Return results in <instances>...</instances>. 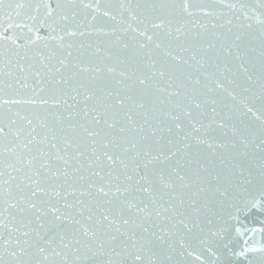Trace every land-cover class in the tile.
I'll return each mask as SVG.
<instances>
[{"label": "snow or ice", "instance_id": "6c2138e0", "mask_svg": "<svg viewBox=\"0 0 264 264\" xmlns=\"http://www.w3.org/2000/svg\"><path fill=\"white\" fill-rule=\"evenodd\" d=\"M120 7L126 10L132 9L133 0H121ZM134 7L151 8L155 13L149 23L142 20L135 12H130L132 19L139 21V24H143L144 27L141 28L139 25L133 27L131 23H128V26L122 29L123 32L132 30L143 38L136 41L140 49L147 48L149 43H154L155 48H163L165 54L173 60L191 63L190 60L185 61L183 56L163 45L159 36L162 31L175 39L184 35L185 26L191 23L189 19L178 20L180 27L174 29L176 35L173 36L174 26L170 11L181 18L193 17L199 12L204 16L223 19L219 27L226 28L227 33H233L232 26L234 22L237 23L238 34L231 42L226 38V33L217 34V37L224 41L221 52L230 56L232 49L236 48V58L240 60L242 54L237 42L250 37L260 40V55L264 56V0H162L158 4L135 3ZM220 9H227V11H220ZM88 10L92 11L91 22L97 21L98 15H102L118 20L121 24L126 23L122 15L120 17L113 15L107 0H0V264H236L232 257L237 255L243 257L246 264H264V243L256 246L249 242L250 233L259 231L264 235V83H261L260 104L257 106L252 96H245L243 92H238L235 88L226 87L221 79L215 78L211 81L215 89L227 94L231 101V108L240 117H250L259 121L261 129L259 137L252 135L250 138L235 124H231V130L236 137L233 141L221 143L210 136L194 135L201 130L205 132L208 130V126L201 122L200 113L193 111L194 106L202 113L207 101L186 96L189 105L183 111L189 118L191 131L184 139L194 136L197 145H207L212 150V158H199L198 154L188 150L190 144H184L183 158L192 160L196 165L192 169L195 179L178 165L172 167L167 175L161 170L160 185L163 189H176L177 184L180 188L169 196L170 200L173 198L176 200V203L171 204L170 209L160 203L159 190L153 185L150 175H145L141 177L144 185L138 191L148 195V204L141 207L137 203L138 198L133 197L114 207H100L99 212L76 220L68 211L75 205L65 202L61 207L58 203H52L51 198H55L56 201L61 199L63 185L50 188L48 180L51 177H44L42 183L41 172L36 166L28 144H24L26 154L17 156L16 159L20 162L22 169H29L36 177L31 180L34 190L30 192V195H24L21 190L17 198L13 196L11 188H6L11 179V171H16L15 165L8 163L6 154H15L18 148V145L8 146L9 132L5 130V122L8 121L7 126L16 124L15 120H9L8 114L14 106L20 105L63 106L67 103V92L64 91V87H61L62 83L72 92L80 94L77 88H72L70 83L64 82L63 76L57 80L54 79V75L62 72L64 67L71 63L70 49L74 47L71 38L83 37L86 34L85 31L79 30L83 21L78 22L77 17L81 12L87 15ZM197 24L200 22L197 21ZM200 27L204 28L205 25L200 24ZM149 29H152L151 34ZM91 30L106 31L102 27H92ZM132 39L136 40V36ZM81 47H83L82 44ZM124 47L127 48L128 44L125 43ZM208 47L213 45L209 44ZM95 50L102 51L100 48ZM182 51H188V49H182ZM65 52L67 55H64ZM243 55L246 56L247 52ZM9 57L16 59L19 71L25 74L21 77L22 79L26 80L33 72L40 78L41 87L38 91H33L31 96L22 91L28 87L27 84H21L20 89H17L6 82L9 74L5 72V67L11 62ZM37 57L43 68H47V72H44L43 68L36 70ZM53 59L59 67L51 63ZM205 59L201 57L197 63L203 64ZM79 67L85 72L90 70V66L83 63H80ZM239 68L245 73L249 71L243 63H240ZM95 71L99 72L100 69L97 68ZM106 71L116 73L118 69L109 65ZM158 74L163 77L165 72L161 70ZM119 75L127 77L129 73L119 71ZM211 75V73H205L206 77ZM247 79L253 80V76L249 75ZM261 79L264 80V74ZM137 82L144 88L152 87L148 77L138 76ZM169 82L171 84V78ZM195 84H200L199 78L195 80ZM79 87L84 88V85ZM183 87V84L176 85L169 95H179ZM209 91L213 89L209 88ZM41 93L46 94L48 98H43ZM85 93L84 100L94 99L96 96L94 89L85 88ZM109 96L114 99L110 105L113 108L123 107L126 101L132 99L130 96L119 98L118 92L109 93ZM138 106L143 108L144 104L140 103ZM92 110L96 112L94 117L96 123H99L102 114L108 117V113L102 106ZM211 112L213 124L228 127L232 121L231 112L222 114L217 112L216 108H212ZM15 115L25 120L27 125L38 122L41 126L47 127L46 117L35 111L24 117H21L19 112ZM56 115L59 118L60 114ZM167 115L176 122L175 128L184 127L179 115L171 112ZM109 119L110 117L105 119L104 123L109 128L115 127V120L109 122ZM81 127L87 137L92 138L91 143L95 145L97 143L95 137L101 135V130L95 127L90 130L83 125ZM23 130V128L11 127V132L16 137H19ZM171 130V128L168 129V131ZM32 139L35 141L36 137ZM53 139H55L54 132ZM71 143V140H65L66 146ZM110 143L108 142L106 147ZM75 146L79 147L78 144ZM226 146L230 149L228 152L217 150L224 149ZM92 151L95 152L96 149L93 148ZM124 151L126 152L127 149ZM41 154L44 155V153ZM136 155L138 156L139 153ZM148 155L147 164H155L160 160V154L149 153ZM175 155L176 152L171 153V156ZM103 156L111 165L119 161L125 168L127 167L123 153L115 155L105 151ZM57 159H63V157L57 155ZM6 170H10L7 172L9 179H5ZM59 175V171L51 172L52 177ZM64 175H69L67 168L64 170ZM96 175L99 176L100 173ZM127 179L131 180L132 177ZM193 186L196 188L194 192L191 191ZM88 187L95 189L96 193L103 197H115L121 193L133 191L132 184L124 187L117 185L113 190L111 181L107 188L95 183L89 184ZM77 190L69 185V191L66 194L70 195ZM37 194H43L49 199L37 200ZM77 203L81 205V213L88 207L83 201ZM107 203L111 204L112 201L108 200ZM169 210L172 215H165ZM49 212L52 215L45 222L44 217ZM126 212H132V214L124 218ZM137 213L140 215H136ZM153 216L156 218L163 216L164 220L169 222L168 226L160 227L159 234L152 231L155 224L149 225V219ZM36 221H39L38 226ZM64 221L70 222L69 229L60 227ZM49 225L59 229L57 233L60 238L59 243H57L56 235L45 239L46 230H50ZM133 226L140 231H135ZM11 233L18 235L14 239ZM20 237L23 239L21 240Z\"/></svg>", "mask_w": 264, "mask_h": 264}, {"label": "water", "instance_id": "95a60500", "mask_svg": "<svg viewBox=\"0 0 264 264\" xmlns=\"http://www.w3.org/2000/svg\"><path fill=\"white\" fill-rule=\"evenodd\" d=\"M107 2L110 4V10L113 15L117 17L122 15L126 23L121 24L118 20L103 17L102 15H98L97 21L91 22L92 11L88 10L87 15L81 12L77 17L78 22L83 21L79 30L85 31L86 34L83 37L71 38L74 43V47L70 49L72 52L69 57L71 63L65 66L62 72L54 75V79L57 80L63 76L64 82L70 83L72 88H77L80 94L77 95L72 92L71 89L65 87L64 83H62L61 87H64V91L67 92L66 104L63 106L47 105L39 107L14 106L8 114V118L9 120H15L16 124L7 126L8 121L5 122V130L9 132L8 146L18 145L15 154H6L8 163L14 164L16 167V171H11V179L6 188H11L13 196L17 198H19L21 190H23L24 195H30V192L34 190L31 180L36 179V177L29 169H22L20 162L16 159L17 156L26 154L24 144H28L31 155L35 158L36 166L41 172L42 183L44 182V177H51L48 180L50 188L63 185L61 199L56 201L55 198H51L52 203H58L61 207L64 206L65 202L75 205L74 208H70L68 211L76 220L99 212L100 207H114L133 197L138 198L137 203L141 207L148 204V195L138 191L144 185L141 177L145 175H150L153 185L159 190L160 203L165 208L170 209L171 204L176 203V200L174 198L170 200L169 196L174 191L180 190L179 184H177L176 189H163L160 185L161 170L167 175L171 172L172 167L178 165L195 179L192 169L196 165L192 160L183 158L184 144H190V149L188 150L198 154L199 158H212V150L207 145H197L194 136L184 139L188 132L191 131L189 118L184 115L183 111L189 105L186 96L199 99L200 101H207L202 113L201 110L195 109L193 106L194 113H200L201 122L208 126L207 132L201 130L194 135L210 136L221 143L233 141L236 137H234L231 130V124H235L250 138L252 135L257 137L261 135L259 121L250 117H240L231 108V101L227 94L215 89L214 84L211 83L213 79L219 78L225 82L226 87L235 88L238 92H243L245 96H252L256 105L259 106L260 87L261 83H264V80L261 79L262 74H264V56L260 55L261 46L259 39L246 37L238 41L239 50L242 54V58L238 60L236 58V48L232 49L230 56L221 52L224 41L217 37L218 33H226V38L229 42L234 40L235 35L238 34L236 22L232 26L233 33H227L226 28L219 27L223 23L221 18L204 16L199 12L195 13L193 17L185 16L181 18L176 17L175 13L170 11V18H172L174 26L173 36L176 35L174 29L180 27V24L177 23L178 20H191V23L185 26L184 35L175 39L171 38L167 33L160 32V42L168 46L169 50L183 56L185 61L190 60L191 63L175 61L165 54L163 48H155L154 43H149V46L144 49L138 48L136 41L143 38L132 30L128 32L122 31L123 28L128 26V23H131L133 27L137 25L141 28L144 27L143 24H139V21L132 19L130 12H135L142 20L149 23L155 14L151 8H135V3L158 4L162 0H133V8L130 10L120 7L121 0H107ZM220 11L226 12L227 9H220ZM197 21L200 24H204L205 27L201 28ZM214 23L215 26H213ZM92 27H102L106 31L94 32L91 30ZM151 31L152 29H149L150 34ZM197 33H199L198 36ZM133 36H136V40L132 39ZM117 37H120V39H117ZM125 43L128 44L127 48L124 47ZM81 44L83 47H81ZM209 44L213 45V47H208ZM96 48H100L102 51L96 52ZM182 49H188V51H182ZM244 52H247L246 56L243 55ZM64 55H67V52ZM201 57L206 58L205 62L198 64L197 61ZM9 59L11 62L5 67V72L9 74L6 77V82L17 89H20L21 84H27L28 87H25L22 91L28 96H31L33 91H38L41 87L40 78L36 77L33 72L26 80L22 79L21 77L25 74L19 71L16 59L13 57H9ZM152 61L155 62L152 63ZM35 63L36 70L43 68L38 57ZM51 63L59 67L55 59ZM80 63L90 66V70L87 72L83 71L79 67ZM240 63H243L249 69L248 73L239 68ZM109 65L117 67L118 71L116 73H108L106 69ZM97 68L100 69L99 72L95 71ZM161 70L165 72L163 77L158 74ZM43 71L47 72V68H43ZM119 71H127L129 75L122 77L119 75ZM206 72L212 75L206 77ZM249 75L253 76V80L247 79ZM138 76L148 77L152 87L144 88L140 86L137 82ZM169 78H171V84ZM197 78H199L200 84H195ZM230 81H235V83H230ZM178 84L184 85L180 94L169 95L171 90ZM80 85H84V88L79 87ZM85 88L95 90L96 96L94 99L84 100ZM209 88H212L213 91H209ZM163 89H167V91H163ZM116 92L120 93L119 98L130 96L132 99L126 101L123 107L117 106L113 108L110 105L114 102V99L109 96V93ZM41 96L45 99L48 98L44 93H41ZM140 103L144 104L143 108L138 106ZM101 106L108 113L109 122L115 120V127L109 128L104 123L108 117L103 114L99 123L94 121L96 112L92 109ZM212 108H216L217 112L222 114L231 112L232 121L228 127H220L212 123ZM33 111L46 117L47 127L41 126L38 122H34L33 125H27L25 120L19 119L15 115L16 112H19L20 116L24 117ZM169 112L180 116L181 122L184 124L182 129L175 128L176 122L169 118L167 115ZM57 113L60 114L59 118L56 115ZM69 113H72V115H69ZM85 113H88V115H85ZM28 118L32 117L28 116ZM81 125L89 127L90 130L93 127L101 130V135L95 137L97 140L95 145L91 143L92 138L87 137V134L83 132ZM11 127L23 128L24 130L19 137H16L11 132ZM169 128L172 130L168 131ZM29 132H31V135H29ZM53 132L55 133V139H53ZM33 137H36L35 141H33ZM65 140H71L72 143L66 146ZM108 142L111 143L106 147ZM77 144L79 147L75 146ZM93 148L96 149L95 152L92 151ZM124 149H127V151L125 152ZM177 149H180V151H177ZM217 150L228 152L230 149L226 146L224 149ZM105 151H110L115 155L123 153L127 167L125 168L119 161L115 165L109 164L103 156ZM172 152H176V155L171 156ZM41 153H44V155ZM80 153H83V155H80ZM137 153H139L138 156L136 155ZM149 153L152 155L160 154V160L155 164H147ZM57 155L63 157V159H57ZM97 157H100V159H97ZM165 157H169V159H165ZM65 168L68 170V176L64 175ZM8 171L10 170H6L5 179H9ZM52 171H59L60 175L52 177ZM96 173H100V175L98 176ZM127 177H132V179L128 180ZM109 181H111L113 190L117 185L124 187L132 184L133 191L121 193L115 197H103L96 193L95 189L88 187L89 184L95 183L107 188L109 187ZM69 185L78 190L70 195L66 194L69 191ZM195 190L196 188L193 186L191 191L194 192ZM185 192H187V189H185ZM36 199L48 200L49 197L37 194ZM108 200H111L112 203L108 204ZM78 201H83L88 205L83 213L80 212L81 205L77 203ZM131 214L132 212H126L124 218ZM51 215L49 212L44 217L45 222ZM136 215L140 214L137 213ZM165 215L170 216L172 213L169 210ZM35 223L37 226L39 225V221ZM150 224H155L152 231L159 234L160 227L168 226L169 222L164 220L163 216L159 218L153 216V218L149 219ZM60 227L69 229L71 225L69 221H64ZM133 227L135 231H140L139 228ZM48 229L50 230H46L45 239L56 235L57 243H59L60 238L57 235L59 229L50 225ZM11 234L14 239L18 235L16 233ZM20 239L22 240L23 237H20ZM249 242L259 246L260 243H264V235L259 231L250 233ZM13 248L15 250V246ZM237 252H239V249H237ZM232 259L236 264H246L244 258L238 255L232 257Z\"/></svg>", "mask_w": 264, "mask_h": 264}]
</instances>
